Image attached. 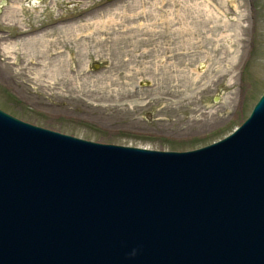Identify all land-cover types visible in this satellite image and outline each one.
I'll return each mask as SVG.
<instances>
[{"label": "rangeland", "instance_id": "374dc122", "mask_svg": "<svg viewBox=\"0 0 264 264\" xmlns=\"http://www.w3.org/2000/svg\"><path fill=\"white\" fill-rule=\"evenodd\" d=\"M264 90V0H5L0 109L83 139L191 150Z\"/></svg>", "mask_w": 264, "mask_h": 264}, {"label": "water", "instance_id": "95a60500", "mask_svg": "<svg viewBox=\"0 0 264 264\" xmlns=\"http://www.w3.org/2000/svg\"><path fill=\"white\" fill-rule=\"evenodd\" d=\"M0 264H264V90L229 135L184 151L0 109Z\"/></svg>", "mask_w": 264, "mask_h": 264}]
</instances>
